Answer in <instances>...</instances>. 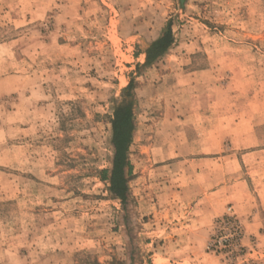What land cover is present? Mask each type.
<instances>
[{"label":"rangeland","instance_id":"374dc122","mask_svg":"<svg viewBox=\"0 0 264 264\" xmlns=\"http://www.w3.org/2000/svg\"><path fill=\"white\" fill-rule=\"evenodd\" d=\"M0 264H264V0H0Z\"/></svg>","mask_w":264,"mask_h":264},{"label":"trees","instance_id":"16d2710c","mask_svg":"<svg viewBox=\"0 0 264 264\" xmlns=\"http://www.w3.org/2000/svg\"><path fill=\"white\" fill-rule=\"evenodd\" d=\"M171 29L166 30L156 40H154L146 50L147 63L154 62L160 57L172 44ZM133 80L127 88H130ZM132 114L129 106L121 105L116 108L113 124V138L112 143L115 147V156L113 160L112 169V191L120 198L125 199L126 196V181H125V166L126 151L131 140V132L133 129Z\"/></svg>","mask_w":264,"mask_h":264}]
</instances>
